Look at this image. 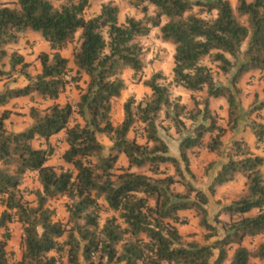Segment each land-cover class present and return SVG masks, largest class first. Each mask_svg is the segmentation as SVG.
Masks as SVG:
<instances>
[{
	"label": "trees",
	"instance_id": "16d2710c",
	"mask_svg": "<svg viewBox=\"0 0 264 264\" xmlns=\"http://www.w3.org/2000/svg\"><path fill=\"white\" fill-rule=\"evenodd\" d=\"M90 1L16 0L15 6H9L0 0V80L18 70L28 80L22 87H0V107L35 94L52 101L43 109L31 107L32 123L19 132L7 128L11 110L0 113V203L4 206L0 211V264H11L7 245L14 221L22 227L20 264H57V257L49 254L62 251L67 264H82V258L87 264H223L227 246H235L230 264L264 260V240L254 250L243 244L247 237L264 236V155L236 141L227 163L212 179L209 193L195 185L190 157V151L204 146L208 133L207 150L223 153L226 129L212 116L211 98L225 97L230 130L240 126L237 84L251 71L264 72V0H237L236 5L231 0H136L153 5L156 15L147 19L131 16L123 24L119 23V7L112 2L86 18ZM163 17L167 18L164 24ZM152 27L160 28L163 40L175 46V85L190 92H207L203 118L211 119V124L200 125L196 136L185 137L178 154L171 152L159 131V114L164 110L178 131L185 126L184 115L192 120L197 115L188 114L185 104L171 98L170 87L160 83L161 72L145 81L152 90L150 99L136 103L129 98L124 120L117 125L112 121L114 100L127 88L121 74L125 69L144 70V49L137 39L148 35ZM29 32H39L51 48L39 54L42 70L35 76L29 73L30 63L22 54L8 51V46ZM79 32L72 79L79 83L87 76L88 80L80 89L75 110L58 99L72 71L61 51L76 42ZM8 57L10 69L6 70ZM205 57L217 62L225 74L234 71L236 91L217 84L212 69L202 64ZM263 108L264 101H259L255 110ZM74 113L84 123L71 125ZM137 122L143 126L144 142L129 136ZM62 131L68 146L63 160L73 169L49 163L53 149L34 145ZM252 131L264 153V121L254 122ZM100 135L111 141L108 151ZM121 155L127 165H119ZM28 172H35L39 183L31 191L34 203L21 190ZM239 175L246 179V192L223 207L222 212L230 217L223 226L225 236L212 244L186 241L178 227L185 223L181 213L194 211L200 225L210 232L207 240L211 239L216 227L210 221V196ZM62 196L68 199L67 224L55 220L49 206L50 200ZM101 201L113 212L103 223ZM216 249L219 254L214 259Z\"/></svg>",
	"mask_w": 264,
	"mask_h": 264
},
{
	"label": "rangeland",
	"instance_id": "374dc122",
	"mask_svg": "<svg viewBox=\"0 0 264 264\" xmlns=\"http://www.w3.org/2000/svg\"><path fill=\"white\" fill-rule=\"evenodd\" d=\"M9 6H15L16 0H3ZM112 2L119 7V23L126 22L128 17H135L137 19H147L148 17L155 16V7L147 2L137 4L136 0H91L89 7L85 11V17L90 18L97 15L104 3ZM236 5L237 0H231ZM195 12H199L198 8H194ZM167 21V18H162V24ZM138 42L144 49V62L145 68L142 72L135 73L132 69H125L121 76L127 83V88L122 92V95L114 100L112 110V121L115 125L120 124L124 120V105L129 98H134L136 103L146 102L152 95V90L145 85V81L151 78L155 73L161 72L164 78L160 81L163 85L170 87L172 91L171 98L174 101L181 102L186 105L188 114L193 113L197 115L196 120L189 118V115L182 117L185 122V126L180 131L176 128L174 122L167 118L165 111H161L159 114V131L165 141L169 144L171 152L178 154V147L181 141L187 136H196L197 128L200 125L209 126L211 119L205 120L204 109L205 99L207 98L206 90L190 92L183 87L176 86L173 82L174 73V53L175 46L171 41L163 40L161 36L160 28H151L148 35L139 37ZM80 44V32L77 34V39L74 44L69 45L63 49L61 53L63 56L69 59V65L73 63V51ZM248 42L243 44L242 51L247 48ZM9 53L17 51L22 54L25 61L30 63L28 68L29 73L32 76L39 74L42 70V65L38 59L41 52H51L49 44L41 37L39 32H29L23 36L22 40L11 46H8ZM5 69H10L9 57L5 60ZM202 64L210 67L214 73L215 80L218 85L230 87L233 91H236L233 85L234 71L229 74H225L220 68L217 62L211 60L210 57H205L202 60ZM68 84L61 93L58 102L61 104L69 103L76 110L77 104L81 96V88L86 87L88 80L87 76H84L82 80L77 83L72 78L75 74L76 68L71 67ZM67 79V78H66ZM28 83L25 75L20 70L15 71L12 76L4 77L0 80V87H22ZM239 91H236V96L241 107V119L240 126L235 130H230L228 124V102L225 97L211 98L210 99V111L212 116L216 119L218 126L225 128L226 131L223 135L224 150L222 154H216L207 150L205 145L209 143L211 136L208 133L204 138V146L196 148L190 151L191 168L196 175L194 180L195 185L209 193V186L212 181V177L219 171L225 163L228 161V153L234 147L236 141H243L249 146V148L256 154L264 155L262 148L257 145L256 136L252 131V124L254 122L264 121V108L255 110L259 101H264V72L251 71L247 76H243L238 82ZM52 101L44 100L40 95L35 94L33 97H24L19 102L10 103L6 107H0V113L4 109H10L11 115L7 120L6 125L8 130L22 131L26 129L32 123L30 116V108L37 107L43 109L50 105ZM193 111V112H192ZM76 121L84 123L82 118L74 113L71 125ZM142 124L136 123L135 127L130 132L131 138H136L139 142H144V134L142 131ZM216 135V132L214 133ZM65 132L61 138H58L52 143H46L45 141L37 140L34 142L36 147L48 146L53 149V154L49 163L56 166H62L66 169H73V166L66 164L63 160V154L66 151L64 148ZM99 139L106 145L107 151L112 145L111 141L104 135H100ZM119 165H127V159L124 155L119 158ZM166 167V165H163ZM173 173V168L169 170ZM39 183L37 180V174L35 172H28L25 175L21 190L24 197L28 201L34 203V195L31 191L38 188ZM179 190H183L178 186ZM246 192V179L239 175L234 181L227 183L217 188L215 195L210 196V202L208 209L210 212V221L216 227V235L207 240L209 231L205 230L199 221V217L194 211H186L187 215H182L185 219V223L178 225L184 239L186 241H197L201 244H212L218 239H222L225 236L224 223L230 220L228 214L223 213V207L230 204L235 199H238ZM68 199L66 197H57L50 200L49 206L55 211V220L61 221L65 224L68 223L69 212L66 208ZM101 203V223L107 216H111V212L103 201ZM4 209V206L0 203V211ZM219 215V219L215 220V216ZM9 230L11 232V238L8 241L7 251L11 264H20L22 256V227L17 221L10 223ZM65 237L61 238L64 241ZM264 240V236L247 237L244 240V245L251 250H254L258 244ZM228 257L223 264H230L231 258L235 249V246H227ZM219 250H215V257L218 256ZM49 255L57 257V264H67V256L65 251L56 253L51 252ZM82 264H87L83 258ZM249 264H264V260L258 258H251Z\"/></svg>",
	"mask_w": 264,
	"mask_h": 264
},
{
	"label": "crops",
	"instance_id": "0c3cea01",
	"mask_svg": "<svg viewBox=\"0 0 264 264\" xmlns=\"http://www.w3.org/2000/svg\"><path fill=\"white\" fill-rule=\"evenodd\" d=\"M71 67H74V65H71ZM249 73H247L246 75H244V76H247ZM22 98H24V97H22ZM22 98H17V99H14V100H12V104L13 103H16V102H19ZM4 108H8V107H4ZM19 132V131H18ZM63 134H64V131H62V132H60L59 134H57V135H54V136H52L50 139H49V141L48 142H46V143H52V142H54V141H56L58 138H61V136H63ZM44 141V140H43ZM43 147H46V146H43ZM64 148L65 149H67L68 148V146H67V144L64 142ZM222 168V167H221ZM221 168H219V170L221 169ZM217 175V173H215L214 175H213V177L212 178H214L215 176ZM188 213L186 212V211H183L182 213H181V215H187ZM180 233H181V231H180ZM182 234V233H181Z\"/></svg>",
	"mask_w": 264,
	"mask_h": 264
},
{
	"label": "built area",
	"instance_id": "2783aa9c",
	"mask_svg": "<svg viewBox=\"0 0 264 264\" xmlns=\"http://www.w3.org/2000/svg\"><path fill=\"white\" fill-rule=\"evenodd\" d=\"M66 78H67V80H69L70 79L69 75H67Z\"/></svg>",
	"mask_w": 264,
	"mask_h": 264
}]
</instances>
